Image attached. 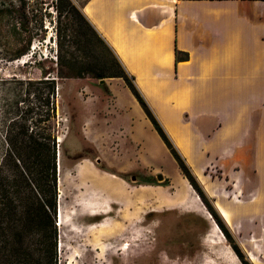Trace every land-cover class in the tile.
Segmentation results:
<instances>
[{
  "label": "crops",
  "instance_id": "1",
  "mask_svg": "<svg viewBox=\"0 0 264 264\" xmlns=\"http://www.w3.org/2000/svg\"><path fill=\"white\" fill-rule=\"evenodd\" d=\"M81 7L134 76L210 201L232 217L233 232L243 219L245 244L264 264V226L252 232L264 218V0H86ZM177 50L188 57L178 58ZM101 82L109 94L96 89L87 98L81 132L107 167L84 156L68 171L101 194L84 211L119 202L120 191L105 187L106 180L126 189V171L154 163L158 149L168 148L124 78ZM212 162L228 177L230 197L227 183L206 176Z\"/></svg>",
  "mask_w": 264,
  "mask_h": 264
},
{
  "label": "rangeland",
  "instance_id": "2",
  "mask_svg": "<svg viewBox=\"0 0 264 264\" xmlns=\"http://www.w3.org/2000/svg\"><path fill=\"white\" fill-rule=\"evenodd\" d=\"M73 1L82 6L86 0ZM59 4L66 10L62 16L57 11ZM68 9L67 2L60 0H0V163L8 147L9 130L14 143L24 127L30 130L35 127L55 138L61 176L59 203L62 200L66 218L69 215L66 225H58V264H209L214 261L262 264L256 251L249 250L245 244L247 233L243 219H238V230L233 232L232 217L227 213L228 219H225L224 207L219 205L218 210L206 190V196L233 241L227 237L219 245L212 244V240H216L211 236L212 221L201 207L190 201L166 205L156 198L155 190L165 191L169 198H175L180 179L194 189L168 146L158 149L154 163H139L124 173L129 181L126 189L113 178L106 180L105 187L112 192L120 191V201L114 203L110 212L92 215L88 209L84 211L81 206L99 201L101 194L92 181L69 175L68 171L84 156L94 158L100 167H107L101 153L81 132L86 116L80 117V114L86 113L87 98L93 91L97 89L108 95L109 89L100 78L71 74V52L84 60L85 51L72 44V34L79 29V24L73 16L67 15ZM58 27L63 29L62 45ZM96 50L109 57L110 52L101 43H97ZM48 77L55 78L54 90L45 80ZM113 84L119 91L116 82ZM40 117L43 120L39 121ZM125 157L128 159V153ZM79 170L83 174L88 172L86 166ZM191 170L203 188L192 167ZM160 173L163 178L158 177ZM205 173L209 180L227 183L228 191L224 195L231 196V183L216 162L209 164ZM141 193L146 198L140 199ZM259 217L252 226V232L258 234L264 226V218ZM235 252L239 258L235 257Z\"/></svg>",
  "mask_w": 264,
  "mask_h": 264
},
{
  "label": "trees",
  "instance_id": "3",
  "mask_svg": "<svg viewBox=\"0 0 264 264\" xmlns=\"http://www.w3.org/2000/svg\"><path fill=\"white\" fill-rule=\"evenodd\" d=\"M66 1L71 15L79 24L72 44L85 51V59H79L72 51L70 72L76 76L97 78L122 77L136 95L155 128L174 154L183 173L200 194L208 210L213 214L226 237L233 241L230 231L218 218L216 210L186 158L179 151L170 135L159 121L147 100L134 82L117 53L73 0ZM59 16L66 11L57 6ZM63 29H57L60 37ZM101 43L110 52L109 57L97 53ZM62 45V42H61ZM177 57H188V53ZM54 90V77L45 79ZM49 103V100H48ZM48 109V113H49ZM43 120L42 117L38 119ZM16 142L11 141V130L7 133L8 147L0 163V264H58L57 215L59 210V171L57 167V143L51 135H44L35 127H24ZM239 255L242 253L234 246ZM250 264L249 261H245Z\"/></svg>",
  "mask_w": 264,
  "mask_h": 264
},
{
  "label": "bare ground",
  "instance_id": "4",
  "mask_svg": "<svg viewBox=\"0 0 264 264\" xmlns=\"http://www.w3.org/2000/svg\"><path fill=\"white\" fill-rule=\"evenodd\" d=\"M177 186H178L179 190H178V194H177V196L175 198H169L167 196V193L165 191H162V190H155V191H153V193L156 195V198L161 203L166 204V205H174V204H177L179 202H189L190 201V202H192V205L197 206V207H201L202 210H204V212L209 216V218L212 221V233H211V236H215L216 237V240H212V244L213 245H215V244L219 245V243L224 242L227 239L226 234L223 232V230L219 226V224L216 221L213 220V215L211 214V212H209L207 210L206 206L199 204V202H198L199 201L198 200L199 197L195 194V190L194 189L191 190L189 185L183 179H180V180L177 181ZM112 187H115V185L113 183H112ZM61 197H62V193H61ZM139 197H140V199L146 198L144 193H141L139 195ZM196 200H198V201H196ZM60 201H61L60 206H59V211L60 212L58 214L59 220L57 219V221H58V225L62 226V225H65L67 223V218H66L65 213H64V207L62 205V200H60ZM111 210H112L111 206H108V207H103V206L102 207H92V208L88 209V211L92 215H97V214H100V213H108ZM215 232H218L219 235L221 236V238H217L218 235ZM234 254H235V257L239 258L238 254L236 252ZM235 259H234V261H235ZM209 264H219V263L214 261V262H209Z\"/></svg>",
  "mask_w": 264,
  "mask_h": 264
},
{
  "label": "water",
  "instance_id": "5",
  "mask_svg": "<svg viewBox=\"0 0 264 264\" xmlns=\"http://www.w3.org/2000/svg\"><path fill=\"white\" fill-rule=\"evenodd\" d=\"M103 80H104V78L101 79V81H103ZM158 177H159V178H163V174L160 173V174L158 175ZM209 211H210V210H209ZM59 212H60V211L58 210V214H59ZM211 214H212V213H211ZM213 219H214V221H216V219H215L214 217H213Z\"/></svg>",
  "mask_w": 264,
  "mask_h": 264
}]
</instances>
